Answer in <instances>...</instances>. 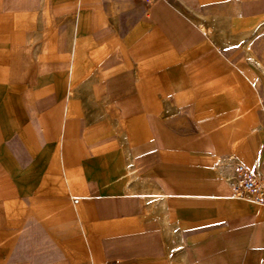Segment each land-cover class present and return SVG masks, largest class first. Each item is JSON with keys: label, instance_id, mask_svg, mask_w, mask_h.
I'll return each mask as SVG.
<instances>
[{"label": "crops", "instance_id": "obj_1", "mask_svg": "<svg viewBox=\"0 0 264 264\" xmlns=\"http://www.w3.org/2000/svg\"><path fill=\"white\" fill-rule=\"evenodd\" d=\"M0 0V264H264V0Z\"/></svg>", "mask_w": 264, "mask_h": 264}, {"label": "built area", "instance_id": "obj_2", "mask_svg": "<svg viewBox=\"0 0 264 264\" xmlns=\"http://www.w3.org/2000/svg\"><path fill=\"white\" fill-rule=\"evenodd\" d=\"M150 3L149 0H142ZM233 198L264 210V177L243 165L236 166Z\"/></svg>", "mask_w": 264, "mask_h": 264}]
</instances>
